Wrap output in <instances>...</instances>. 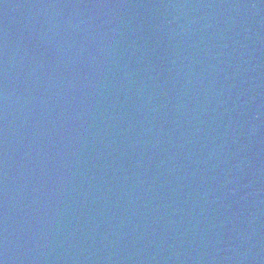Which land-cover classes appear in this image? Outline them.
I'll return each mask as SVG.
<instances>
[{"label":"water","instance_id":"1","mask_svg":"<svg viewBox=\"0 0 264 264\" xmlns=\"http://www.w3.org/2000/svg\"><path fill=\"white\" fill-rule=\"evenodd\" d=\"M0 264H264V0H0Z\"/></svg>","mask_w":264,"mask_h":264}]
</instances>
